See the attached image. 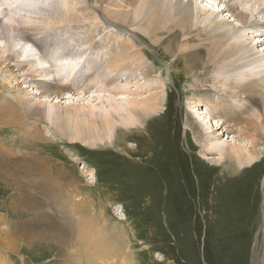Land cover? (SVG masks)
<instances>
[{
    "label": "rangeland",
    "instance_id": "obj_1",
    "mask_svg": "<svg viewBox=\"0 0 264 264\" xmlns=\"http://www.w3.org/2000/svg\"><path fill=\"white\" fill-rule=\"evenodd\" d=\"M113 1L110 4L115 3ZM170 1L174 4L177 0ZM191 1L199 8L204 5L206 11H196L191 21L195 33L206 30L215 21L233 22L225 10V0ZM139 3L131 10L132 18L123 25V37L133 39L138 48L144 50L151 59L148 60L149 64L153 65L154 62L156 66H153V73L147 79L139 77L129 85H124L128 82L123 77L119 89L129 88L134 92L142 89L145 93L142 98H145L150 87H162L160 91L166 97L164 110L153 114L152 121L146 124V130L151 137L144 139L135 130L132 133V128H125L132 134L127 146L136 150L135 159L131 163L126 161L124 153L117 149L116 143L107 147L100 141L102 146L93 148L87 142H76L68 134L63 137L58 132L59 123L51 115L55 112L51 108L52 104H57L63 110L67 106H73L88 112L89 109L99 107L102 101L106 105L108 101L111 102L107 107L100 106L104 113L111 111L110 108L116 105L130 108L134 104L133 97L129 94L115 95L113 88L102 87L101 83L93 86L89 93L80 90L64 94L59 99L48 98L45 108L46 122H34L38 129L35 128L30 136L25 128L18 131L17 135L11 128L1 125L0 149L4 148L1 151L5 154L17 152L19 154L14 155L20 157V160L15 167L3 162L4 165H0V264H264V163L261 166L262 174L256 179L252 175L244 177L242 173H235L229 167L225 169L227 164L221 159V150L235 143L248 150L250 143L240 137L236 128L233 132H225L227 124L222 125L221 121L225 119L218 117L216 107L213 110L217 119L212 120L205 105L194 108V105L188 103V98H192L193 93L168 96L169 91L176 89L174 77H171V74H175L172 68L169 70L165 66H172L176 61L175 57L170 58L164 51L170 43V33L149 39L143 28L147 10L139 12ZM43 15L44 12L29 13L35 19H40ZM45 17L46 14L40 20ZM259 31L261 30L241 29L239 35L250 46L254 36L261 35ZM108 32L111 29L103 31L98 28L95 40L109 47ZM56 33L58 32L37 37L41 45L34 42L35 38L27 40L36 51L37 59L47 61L45 65L51 69V81L57 78L54 74L57 61H53V50L63 47L61 51L66 53L63 37L65 34ZM181 38H185L183 34ZM236 39L238 38L235 37L234 41ZM76 41L73 45L78 43ZM257 42L253 46H258L256 48L260 50L259 57L247 61L250 65L245 68L264 78V68L257 63V59L263 57L264 47ZM93 47L90 44L85 46L84 49L97 50L85 51L87 53L83 54L76 68L77 75L89 71V61L104 58L107 47ZM19 50L18 47L15 51L20 52ZM25 59L22 57L20 62L25 63ZM27 69L25 67L16 71V65L13 68L18 77L26 73ZM3 75H6L5 71ZM19 82L30 92L31 97L36 96V89L28 88L30 84H24L23 78ZM13 85L16 86L14 82ZM35 98L39 99L38 96ZM40 100L44 101L41 98ZM166 108L169 111L164 115ZM187 110L201 123H208V126H203L205 134L209 133L210 126H216L217 120H220L217 135L221 140H211L207 145L209 150L199 146L194 148L192 145L196 146V143L193 134L188 132V137L185 134L188 130L184 129L185 122L180 119L179 114L184 112L186 116ZM32 120L30 122L34 121ZM193 121L191 118L190 122ZM116 124L119 125L118 122ZM37 132H41L44 138L41 141L34 138V142L39 145L31 147L28 139H32ZM23 133L28 138L26 141L25 136L20 135ZM143 136H146L145 133ZM115 140L114 138V142ZM258 150L261 152L259 160L264 159V146L261 144ZM150 155L155 158L157 156L158 161ZM148 158L155 159L151 167L146 160ZM36 161L45 166L50 177L51 186L46 197L32 190V183L25 180L27 176L24 174L36 175L40 172L30 167L40 163ZM158 165L163 166V172L153 170ZM243 167L238 165L241 170ZM26 182L29 185L23 184ZM30 195H34L31 198L34 202L28 198ZM234 202L239 203V206L243 204L240 207L235 206L240 208L236 212L232 207ZM41 220H47L44 222L47 226L40 227ZM56 224L65 229H48V226L54 227ZM80 229L85 235L83 239L76 235ZM99 232L110 243L103 246L97 238L90 237ZM107 248L113 249L115 254H109Z\"/></svg>",
    "mask_w": 264,
    "mask_h": 264
},
{
    "label": "bare ground",
    "instance_id": "obj_2",
    "mask_svg": "<svg viewBox=\"0 0 264 264\" xmlns=\"http://www.w3.org/2000/svg\"><path fill=\"white\" fill-rule=\"evenodd\" d=\"M111 1L113 0H0V126L11 128L17 135L18 131L25 128L30 136L36 128L34 122H46L45 108L48 98L59 99L64 94H72L80 90L89 93L93 86L101 83L102 87L113 88L115 95L121 96L120 94L126 95L127 93L132 96L134 104L131 105L135 106L122 108L116 105L112 109L110 108L111 111L104 113L100 106L107 107L111 105V102L108 101V105H106V102L102 101L99 107L89 109L88 112L73 106H67L63 110L57 104H52L51 108L55 112L51 115L54 120L56 119L55 122L59 123L58 132L63 137L68 134L74 141L87 142L93 148L102 146L100 141L107 147L116 143L117 149L124 153L126 161L129 160L132 163L131 160L135 159L136 150L129 149L127 146L132 134H129L125 128H132V133L135 130L144 139L150 138L146 124L152 121L153 114L159 113L164 108L166 101L164 92L160 91L162 89L160 85L150 87L149 94L145 98H142L145 94L142 89L140 92H134L129 88L119 89L123 77H126L125 80L128 82L124 85H129L132 81L138 80L139 77L147 79L153 73V66H156L154 62L153 65L149 64L148 60L151 59L144 50L138 48L133 39L123 37L125 33L123 25L132 18L131 10L140 2L139 12L142 13L147 10L145 12L146 23L143 28L146 30L148 38H159L170 33L168 36L170 43L164 48V51L167 56L170 55V58L175 57L176 61L172 66H165L169 70L172 68L175 75L171 74V77L172 79L174 77L177 90L169 91L168 96L169 94L193 93L192 98H188L187 102L194 105V108L205 105L209 109H207L208 114L212 120L217 119L216 112L213 110V107H216L218 117L225 119L221 121L222 125L227 124L225 132H233L236 128L240 137L250 143L248 150L236 143L221 150V159L227 164L224 166L225 169L229 167L235 173H242L244 177L252 175L254 179L260 178L263 171L261 166L264 163V159L259 160L261 152L258 150L261 144L264 146V78L245 67L250 65V62L247 61L259 57L260 50L256 48L258 46H253V44L259 41L264 47V0H225V10L233 22L215 21L206 30H198L197 33L192 29L191 21L194 19L197 10L199 12L204 11V13L206 11L204 5L199 8L191 0L187 2L177 0L174 4L170 0H115L113 1L115 3L110 4ZM40 12L46 14L42 20L40 19L44 15L40 19L29 16V13ZM98 28L103 31L111 29V32H108L109 47L95 40V38L97 39L96 30ZM241 29H260L261 35L254 36V41L249 46L239 35ZM54 32L65 34L63 37H65L64 48L66 53L61 51L63 47L53 50V61H57L54 69L57 78L51 81L50 74L52 72L48 68L49 66L45 65L47 61L37 59L36 51L30 47L27 40L31 41L35 38L36 41L34 40V42L41 45L37 37H44L45 34ZM182 34L185 38H181ZM13 36L18 38L14 39ZM235 37L238 38L236 41H234ZM258 37L259 40H257ZM76 40L78 43L73 45ZM42 41L45 42L44 39ZM60 42L62 43V40ZM88 44L97 48L99 46L102 49L107 47V52H104V58L100 57L99 60L89 61V63L91 62L88 66L89 71L86 70V72L77 75L76 68L83 58V54L87 53L85 51L97 50L94 47V49H84ZM18 47L20 52L15 51ZM22 57L26 58L25 63L20 62ZM257 61L261 65L258 66L264 68V54ZM244 62L246 64H243ZM15 65L16 71L27 67V72L18 77L16 71L13 70ZM4 71L5 76L3 75ZM20 78H23L24 84H30L28 88L36 89L35 94H33L39 99H44V101H39L35 98L36 96L31 97L30 92L24 89L19 82ZM13 82L16 86L13 85ZM98 88L100 89V87ZM100 90L103 91L102 88ZM167 111L169 108H166L164 115ZM179 117L185 122L183 126L184 129L188 130L185 133L187 137L190 135L189 133L193 134L196 143V146L192 145L194 148L199 146L209 150L207 145L211 140H221L217 135V126L220 120H217L216 126H210L209 133L205 134L204 127L208 126V123L205 121L201 123L192 112L188 111L186 116H184V112L183 114L180 113ZM191 118L194 120L193 122H190ZM31 119L34 121L30 122ZM117 122L119 125L116 124ZM138 125L140 128H137ZM24 133L23 135L20 134L21 137L25 136ZM143 133H145L146 138ZM42 136L41 132H37L32 136V139L29 138L31 140L27 138L30 146H38L39 144L33 139L37 138L41 141L44 138ZM114 138L116 139L115 142ZM27 139L25 136L24 141ZM24 146L26 147V145ZM3 149L1 147L0 151ZM14 154L19 153L5 154L1 151L0 165L3 162L15 167L20 157H16ZM146 160L149 161L148 165L151 167L153 160L149 158ZM37 164L30 167H34L40 172L36 175L24 174L27 176L25 180L32 183L30 186L32 190L40 193L42 197H46L50 191V177L45 166H42L41 162ZM238 165L244 166L242 170L238 168ZM124 170L130 173L127 168ZM153 170L161 173L163 166L158 165L157 169ZM236 182L238 183L240 180ZM23 184L27 186L28 182ZM161 185L164 186V184ZM32 196L28 197L30 201ZM236 205L239 206V203L234 202L232 206L235 212L240 209V206H243L242 204L235 207ZM62 216L64 218V215ZM45 221L47 220H41L40 227L46 225ZM48 229L59 231L65 227L61 228L56 224L54 227L48 226ZM80 230L76 235L79 239H83L85 235L82 229ZM32 234L34 235V232ZM90 237L92 239L97 238L99 244L103 246L110 243L108 238L100 232ZM100 237L103 239H99ZM27 238L29 237L27 236ZM33 238L34 236L31 237V239ZM88 244L89 242L86 243V245ZM112 245L114 247L115 244L112 242ZM107 250L109 254H115L113 249L107 248ZM104 252L105 250H103V254Z\"/></svg>",
    "mask_w": 264,
    "mask_h": 264
}]
</instances>
